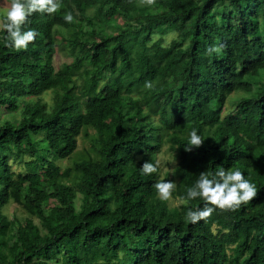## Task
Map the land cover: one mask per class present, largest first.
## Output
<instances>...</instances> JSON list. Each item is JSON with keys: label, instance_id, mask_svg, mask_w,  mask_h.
<instances>
[{"label": "trees", "instance_id": "16d2710c", "mask_svg": "<svg viewBox=\"0 0 264 264\" xmlns=\"http://www.w3.org/2000/svg\"><path fill=\"white\" fill-rule=\"evenodd\" d=\"M58 2L27 18L38 35L25 49L0 28V264H264V0ZM193 128L204 142L188 151ZM218 166L256 197L186 220L205 201L181 198Z\"/></svg>", "mask_w": 264, "mask_h": 264}, {"label": "clouds", "instance_id": "9594fccd", "mask_svg": "<svg viewBox=\"0 0 264 264\" xmlns=\"http://www.w3.org/2000/svg\"><path fill=\"white\" fill-rule=\"evenodd\" d=\"M59 7L58 0H9L8 6L0 9V28L6 30L5 44L18 50L27 48L38 35L34 28H22L27 18L35 12L55 13ZM64 19L71 22V12L66 13ZM145 87L151 88V82H146ZM203 142L201 135L193 128L189 133L190 147L187 150L198 148ZM140 171L144 175H150L157 172V165L146 161ZM154 188L160 199L168 200L175 188V182L160 180L155 183ZM257 192L256 186L239 168L226 170L223 166H218L214 172L200 173L195 183L187 189L186 198H181L185 203L198 197L205 201L202 208H189L185 218L196 223L208 217L215 208H236L252 201Z\"/></svg>", "mask_w": 264, "mask_h": 264}, {"label": "rangeland", "instance_id": "374dc122", "mask_svg": "<svg viewBox=\"0 0 264 264\" xmlns=\"http://www.w3.org/2000/svg\"><path fill=\"white\" fill-rule=\"evenodd\" d=\"M8 4H9V0H0V9L7 7ZM119 23H121V21H119ZM62 32L66 34L65 31H62ZM56 33H57V35H59V32L56 31ZM175 37H176V35L173 33L167 35L166 36L167 43H170L171 39L175 38ZM61 44H63V43H61ZM71 61H72V55L70 54V51L68 49L67 50H59V53H57L56 60H55L57 67H60L63 64L69 63ZM241 96H242L241 93H239V94L237 93L235 95L236 98H239ZM44 101L47 103H51L52 102L51 101V94L46 95L44 97ZM89 147H90V142L88 140H86L84 137H81L79 139L78 151L76 152L74 157H76V156L79 157L86 150H88ZM27 158L28 157H25L24 160H26ZM173 158L174 157L172 154L167 153L165 151H163L160 155H158L157 165L160 168V172L163 176H165L167 172H171L173 170V168H172L174 166V159ZM74 160H76V159L63 160V161L58 162V164H60L63 168H65V167L70 166ZM12 162H13V165L16 166L15 168H18L17 171L22 170V167H21V166H23L21 164L22 162H20L19 160H13V158H12ZM169 202L172 206H178L180 204V202H178L177 200L172 198V196L169 197ZM5 212L12 219L15 217L22 219L24 217V213H23L22 209L20 207H18L17 205H14V204H10L5 209Z\"/></svg>", "mask_w": 264, "mask_h": 264}]
</instances>
